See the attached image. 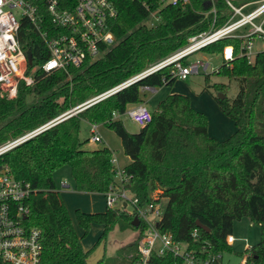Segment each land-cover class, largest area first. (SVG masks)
Wrapping results in <instances>:
<instances>
[{
  "label": "trees",
  "instance_id": "1",
  "mask_svg": "<svg viewBox=\"0 0 264 264\" xmlns=\"http://www.w3.org/2000/svg\"><path fill=\"white\" fill-rule=\"evenodd\" d=\"M259 1L240 0L234 6ZM145 3L149 11L158 8L156 0ZM115 7L117 17L109 26L115 44L103 56L80 69H69L68 76L61 71L48 75L38 71L31 86L18 85L15 98L0 95V146L164 60L183 47L188 37L222 26L231 14L224 0H212V4L210 0H189L184 10L160 9V22L146 27L141 22L147 10L140 1L115 0ZM17 39L35 64L45 59L26 22L21 23ZM226 45L232 47L234 58L227 63L221 60L213 72L236 86L234 97L227 99L229 85L219 83L217 90L224 98H213L235 128L223 141L207 136L205 116L191 109L187 97L179 94L158 101L150 111V122L136 133L124 129L119 119L123 112L143 101L139 87L157 89L177 80L170 64L0 155V171L35 191L30 201L32 216H43L39 223L44 247L40 264H87L90 251L115 225L119 231L141 229V225L130 226L132 214L118 209L75 210L73 220L63 209L52 181L61 167L69 168L77 193L103 195L114 183L115 171L109 163L112 152L106 147L83 150L87 140H79L81 123L102 126L118 138L122 154L129 160L121 167L130 176L125 187L140 207L153 200L159 203L160 231L174 240L190 242L191 231L196 229L199 240L207 241L212 252H227L230 247L225 237L232 224L246 218L258 227L259 239L243 252L250 264H264V53L247 62L236 56L239 41L227 38L199 52L219 56ZM179 63L185 65L184 58ZM195 221L208 231L196 228ZM92 225L101 227L100 235L83 251L81 240ZM135 243L128 264L134 259ZM154 263L180 264L170 256Z\"/></svg>",
  "mask_w": 264,
  "mask_h": 264
},
{
  "label": "built area",
  "instance_id": "2",
  "mask_svg": "<svg viewBox=\"0 0 264 264\" xmlns=\"http://www.w3.org/2000/svg\"><path fill=\"white\" fill-rule=\"evenodd\" d=\"M130 1H140L147 10V17L141 22L146 27L160 22V9L174 7L184 10L189 4V0H156L158 8L149 11L146 0ZM224 2L231 14L222 26L188 37L183 47L164 60L88 98L38 128L4 143L0 146V155L164 66L172 64L175 68L174 76L181 81L190 74H197L199 70L204 72L207 63L196 61L187 66L181 65L179 60L218 40H238L236 56L243 57L247 62H251L257 53H264V0H260L257 7L246 14L241 13L246 4L237 7L228 0ZM210 12L214 14L212 8ZM116 17L115 0H0V95L15 98L18 85L31 86L38 71L45 75L61 71L68 76L69 69H80L99 59L115 44L109 26ZM22 22L28 24L46 54L39 64H35L31 54L24 51L18 43L17 35ZM255 40L259 42L257 47L254 45ZM27 53L30 54V63L27 62ZM219 57L225 63L231 61L234 58L232 47L224 46ZM153 91L154 89L146 86L138 88L140 94ZM112 117L117 118V115L112 113ZM121 117L140 128L151 119L150 111L144 103L129 106ZM98 127L97 124H87V142L100 141ZM109 163L114 167V183L102 195L104 207L114 209L118 205V210L126 211L129 206L130 210L126 213L132 214L138 220V226L141 225V229L137 230L132 264H155V260L163 256H170L180 264H222L223 252H212L207 241L199 240L196 229L191 231L190 242L174 240L169 233L160 231L159 203L153 200L140 207L137 199L125 187L130 176L124 173L113 154ZM60 184L63 188L67 187L63 182ZM34 192L28 183L13 179L0 171V264L42 262V232L39 225L32 223L30 206ZM235 241L231 234L225 237L228 247ZM247 248L249 246L243 251ZM243 251L240 254L241 264H250Z\"/></svg>",
  "mask_w": 264,
  "mask_h": 264
},
{
  "label": "rangeland",
  "instance_id": "3",
  "mask_svg": "<svg viewBox=\"0 0 264 264\" xmlns=\"http://www.w3.org/2000/svg\"><path fill=\"white\" fill-rule=\"evenodd\" d=\"M228 1L233 5H237L240 0ZM210 2L212 4V0H210ZM257 5L258 2L247 3L241 10V13L246 14L256 8ZM257 21L258 19L255 23ZM258 44L259 42L255 40V47H257ZM184 61L187 66L196 61L207 63V68L204 72L199 70L197 74L188 75L183 81L177 79L170 86H164L154 89L153 92L140 94L143 99L141 103H144L147 109L152 111L156 103L168 94L185 96L188 99L190 108L205 116L207 136L217 141L227 139L232 135L235 128L232 121L220 112L213 98L216 97L218 93H223L217 90L218 84L223 83L229 85L226 98L232 99L236 94L235 84L233 82H228L220 75L213 74V72H215L221 65V59L216 54H207L198 51L187 58H184ZM206 75H208V78L207 80H204ZM119 119L122 121L124 129L128 133H136L140 128L125 117H120ZM87 130V125L81 123L79 131L80 141H85V139H87ZM98 134L100 136L99 142L89 143L85 141L82 144V149L91 151L106 147L111 150L118 165L123 167L121 165L125 163L126 157L122 154L118 138L111 131L102 126L98 127ZM52 181L55 187L54 192L57 193L63 209L71 220L75 210H79L82 213H98L104 210L103 198L100 195L77 193L73 190L72 182L69 177V168L67 166L61 167L55 171L52 175ZM62 182L66 184V188L61 187L60 183ZM152 197L156 198L154 193H152ZM117 208L118 205H115L114 209ZM129 210L130 207L127 206L126 211L124 212H129ZM42 218L43 216L41 215H33L32 223L38 226L40 225L39 223H42ZM100 232V226L92 225L90 227L86 236L81 240V248L83 251L91 248L100 235ZM137 234V231L132 229L119 231L118 225H115L105 234L103 240L93 247L87 257L86 263L95 264L100 261L101 264H128L129 256L132 254L131 245L134 244ZM230 234L236 239V241L230 246V250L222 253L221 263L241 264L240 254L245 247L253 246L258 242L259 229L257 226L249 223L246 218H242L240 221L232 224ZM69 247L70 244L65 246V249Z\"/></svg>",
  "mask_w": 264,
  "mask_h": 264
},
{
  "label": "water",
  "instance_id": "4",
  "mask_svg": "<svg viewBox=\"0 0 264 264\" xmlns=\"http://www.w3.org/2000/svg\"><path fill=\"white\" fill-rule=\"evenodd\" d=\"M26 55H27V62L30 63V54L27 53ZM216 98L219 99V100H222L224 98V96L222 94H219L218 93L216 95ZM129 224H130V226L132 228H137V226H138V220L135 217H132V219H131V221H130ZM195 227L198 228L199 230L204 231V232H207L208 231L206 227L200 225L199 222H197V221H195Z\"/></svg>",
  "mask_w": 264,
  "mask_h": 264
},
{
  "label": "crops",
  "instance_id": "5",
  "mask_svg": "<svg viewBox=\"0 0 264 264\" xmlns=\"http://www.w3.org/2000/svg\"><path fill=\"white\" fill-rule=\"evenodd\" d=\"M243 9V8H242ZM143 100V99H142ZM111 151V150H110ZM129 162V160L126 158V161H125V163H123V165H121V166H125L127 163ZM101 197H102V195H100ZM33 214V213H32ZM72 220H73V216H72ZM76 232H77V234H80V230L79 229H77L76 228Z\"/></svg>",
  "mask_w": 264,
  "mask_h": 264
}]
</instances>
